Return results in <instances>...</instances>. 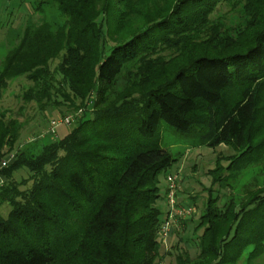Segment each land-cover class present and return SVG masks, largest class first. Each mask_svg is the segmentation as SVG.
I'll return each instance as SVG.
<instances>
[{
    "label": "trees",
    "instance_id": "obj_1",
    "mask_svg": "<svg viewBox=\"0 0 264 264\" xmlns=\"http://www.w3.org/2000/svg\"><path fill=\"white\" fill-rule=\"evenodd\" d=\"M53 1L65 21L25 28L0 67V98L25 77L24 103L83 114L67 136L38 153L19 148L2 169L0 206L10 210L0 212V264H161L160 176L183 154L162 144V122L192 147H234L227 166L209 171L213 186L264 170V0H169L154 9L152 0ZM225 6L244 21L212 19ZM140 58V79L116 91ZM11 113L0 108V163L23 128ZM23 167L31 175L11 179ZM213 191L196 226L197 254L178 249L176 264L264 254V183L225 203Z\"/></svg>",
    "mask_w": 264,
    "mask_h": 264
},
{
    "label": "rangeland",
    "instance_id": "obj_2",
    "mask_svg": "<svg viewBox=\"0 0 264 264\" xmlns=\"http://www.w3.org/2000/svg\"><path fill=\"white\" fill-rule=\"evenodd\" d=\"M152 5L160 8L169 2V0H152ZM226 16L231 18L233 22L242 23V16L233 14L225 6L213 14L212 19ZM65 21L64 15L59 11L57 4L53 0H0V67L4 61L6 54L18 46L21 40L23 31L27 27L40 26L42 23L49 22L51 24H61ZM221 22H224V20ZM231 23V21H230ZM162 53V52H161ZM166 60L172 57L169 51L162 53ZM155 54L153 57H157ZM142 58L129 62L119 79V84L115 86L116 91L122 90L126 83L130 80H139L138 69ZM29 82L25 77L12 80L8 88L3 90L0 98V108L11 110L13 117H16L23 128L20 131L19 139L15 144L12 152H16L19 148L27 149L30 152L38 153L44 145L50 144L53 141L60 140L67 136L72 130V125L60 123L55 128V133L51 132L53 121L60 120L67 115L74 116L76 111H70L66 114L60 113V109L51 105L45 110H40L37 104L24 103L21 99L23 87ZM94 99L88 103L89 111L94 107ZM62 108V107H60ZM67 111V110H66ZM88 114H90L88 112ZM159 133L164 147H168L173 153H183L177 156L179 159L174 162L169 170L170 172L178 173L181 181L179 190V202L193 206L194 214L187 218L188 224L185 225L183 220H179L176 226H173L172 238L168 244L160 242L161 253H164V258L161 264H176L175 255L178 249L187 250L194 257L197 254V248L193 243V239L201 233L196 230L198 220L203 212L206 202L209 198L211 189L214 195L223 196V202L226 201V196H233L237 200L242 199V194L248 189L251 190L256 184L264 183V170L260 166L247 168L238 178L231 180L232 187L226 188L225 184H217L213 186V180L209 171L217 165L219 161L224 166L229 164L228 157L236 153L233 146L221 143L215 147L198 146L192 147L189 143V138L183 136L172 127L162 122L159 128ZM8 149V147L6 148ZM8 151V150H6ZM8 154L5 156L7 157ZM6 181L8 177L2 174ZM31 175L27 167L19 168L13 172L11 179L21 181ZM166 174L160 176V193L161 197L157 205L161 210L160 219L164 221L169 209L168 201L164 194L168 185ZM10 206L5 203L0 206V212L7 216ZM170 253V254H169ZM249 250H247L240 260L239 264H264V254L260 257L248 262Z\"/></svg>",
    "mask_w": 264,
    "mask_h": 264
},
{
    "label": "built area",
    "instance_id": "obj_3",
    "mask_svg": "<svg viewBox=\"0 0 264 264\" xmlns=\"http://www.w3.org/2000/svg\"><path fill=\"white\" fill-rule=\"evenodd\" d=\"M83 114V109H80L75 113L74 116L67 115L63 118L60 117V120L53 121L51 132L55 133V128L60 124L72 125L77 118L81 117ZM16 158V152H11L5 157L0 163V187L5 183V178L2 175V169L7 167L11 161ZM168 185L166 188L165 198L168 201L169 209L167 212L166 219L162 221L158 237L160 242L165 245L168 244V240L172 236L173 226L177 224L179 220L185 221L187 218L194 214L195 208L193 206L183 204L179 202V190L181 188V181L179 180L178 173L170 172L167 174Z\"/></svg>",
    "mask_w": 264,
    "mask_h": 264
},
{
    "label": "crops",
    "instance_id": "obj_4",
    "mask_svg": "<svg viewBox=\"0 0 264 264\" xmlns=\"http://www.w3.org/2000/svg\"><path fill=\"white\" fill-rule=\"evenodd\" d=\"M167 177V176H166ZM184 203V202H183ZM172 239H173V237H171ZM169 241V240H168ZM164 253H162V255H163ZM165 255H163V257H164Z\"/></svg>",
    "mask_w": 264,
    "mask_h": 264
}]
</instances>
